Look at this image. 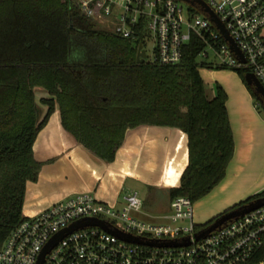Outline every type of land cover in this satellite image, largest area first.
Masks as SVG:
<instances>
[{
    "label": "trees",
    "instance_id": "obj_1",
    "mask_svg": "<svg viewBox=\"0 0 264 264\" xmlns=\"http://www.w3.org/2000/svg\"><path fill=\"white\" fill-rule=\"evenodd\" d=\"M141 43L99 27L74 0H0V248L26 218V186L43 166L34 145L57 107L64 130L106 163L131 129L186 133L189 164L171 200L196 203L225 178L235 150L228 97L222 87L210 96L197 62L203 45L194 40L179 64L162 65L138 62ZM262 263L264 247L251 262Z\"/></svg>",
    "mask_w": 264,
    "mask_h": 264
},
{
    "label": "built area",
    "instance_id": "obj_2",
    "mask_svg": "<svg viewBox=\"0 0 264 264\" xmlns=\"http://www.w3.org/2000/svg\"><path fill=\"white\" fill-rule=\"evenodd\" d=\"M74 1L84 16L119 37H142L144 50L145 41L152 40L150 62L177 65L197 40L203 45L198 57L207 61L201 65L245 70L264 88V0H200L218 23L199 2ZM122 201L118 207L80 193L26 217L0 248V264H251L264 247V206L197 239L207 226L198 230L190 198L172 199L171 213L156 222L140 218L144 199L138 191ZM80 222L90 223L75 228Z\"/></svg>",
    "mask_w": 264,
    "mask_h": 264
},
{
    "label": "crops",
    "instance_id": "obj_3",
    "mask_svg": "<svg viewBox=\"0 0 264 264\" xmlns=\"http://www.w3.org/2000/svg\"><path fill=\"white\" fill-rule=\"evenodd\" d=\"M226 94L234 156L222 182L195 203L199 225L210 223L264 191V118L244 85H239L237 93L227 90ZM34 155L43 166L38 181L27 183L25 217H34L56 202L80 193L113 201L121 199L124 189L133 191L126 185H148L161 190L179 187L189 164L187 134L159 126L129 130L115 161L106 163L64 130L58 107L39 133Z\"/></svg>",
    "mask_w": 264,
    "mask_h": 264
},
{
    "label": "rangeland",
    "instance_id": "obj_4",
    "mask_svg": "<svg viewBox=\"0 0 264 264\" xmlns=\"http://www.w3.org/2000/svg\"><path fill=\"white\" fill-rule=\"evenodd\" d=\"M99 27L103 28V26L99 25ZM145 50L147 51L148 56L150 57L148 60L153 58V41L146 40L145 41ZM209 57L213 56V52L211 50H207ZM207 62L205 58L198 57L197 62ZM200 73L202 78L204 79L207 89L210 93V96L213 97L217 94L219 87H222L225 92L227 90H231L232 92L238 91L239 85H244L248 91L251 93L253 98V104L255 105L258 113L264 118V106L259 103V98L255 95V92L249 88L245 80V76L247 72L245 70H233V69H225V68H217V67H203L200 69ZM227 89V90H226ZM47 94L38 90L36 92L37 102L40 104V101ZM228 97V95H227ZM40 106L44 107V105L40 104ZM44 114L47 111V108H42ZM128 188H133V190L138 191L142 198L144 199V207L143 214L139 215L141 219L145 221H154L156 222L158 218L157 216H162L165 214L171 213V198L169 195V190H161L158 188H152L148 185H126ZM127 190V189H126ZM122 191L120 193V200L113 201H103L109 205H118L121 207L123 205V197L127 195L130 191ZM100 200V199H99ZM59 202V201H58ZM57 203V202H56ZM203 226H199L198 230H201Z\"/></svg>",
    "mask_w": 264,
    "mask_h": 264
},
{
    "label": "water",
    "instance_id": "obj_5",
    "mask_svg": "<svg viewBox=\"0 0 264 264\" xmlns=\"http://www.w3.org/2000/svg\"><path fill=\"white\" fill-rule=\"evenodd\" d=\"M185 1H189L192 4H194L195 2H199L201 3L203 6H205V4L200 1V0H185ZM205 10L207 12L210 13L211 17L213 18V20L215 22H219L218 19L216 18V16L214 15V13L210 10V8H208L207 6H205ZM226 37L232 41V39L228 36V34L225 32ZM138 62L139 63H144L148 58V54L146 53V51L143 49V45L141 44L139 47V51H138ZM245 80L247 82V84L253 88L255 95L259 98V100L263 103L264 105V88L262 87V85L260 84V82L255 78V76L252 73H248L245 76ZM264 206V197L262 198H258L254 201H251L248 204H244L236 209L227 211L225 213H223L222 215H220L219 217H217L212 223H210L205 229H203L201 232H199L196 237L197 239H202L207 237L210 233H212L213 231H216L217 229H220L223 225L227 224L229 221L232 220H237L240 217L244 216L245 214H248L254 210H257L261 207ZM90 222H80L79 224H77L75 226V228H78L80 226H84L87 225ZM71 230H68V233L71 232ZM67 233L63 232L61 233L59 236H57L53 243L51 244L52 246L57 244V242L59 240H61ZM51 246V247H52ZM51 247L48 248V250L45 252L47 253ZM44 257V255H43Z\"/></svg>",
    "mask_w": 264,
    "mask_h": 264
}]
</instances>
